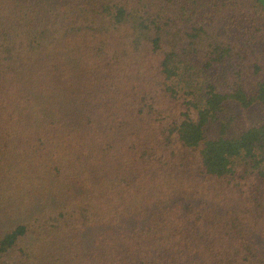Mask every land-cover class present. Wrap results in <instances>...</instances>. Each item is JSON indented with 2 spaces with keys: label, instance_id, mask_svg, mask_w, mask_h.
<instances>
[{
  "label": "trees",
  "instance_id": "1",
  "mask_svg": "<svg viewBox=\"0 0 264 264\" xmlns=\"http://www.w3.org/2000/svg\"><path fill=\"white\" fill-rule=\"evenodd\" d=\"M0 264H264V0H0Z\"/></svg>",
  "mask_w": 264,
  "mask_h": 264
}]
</instances>
